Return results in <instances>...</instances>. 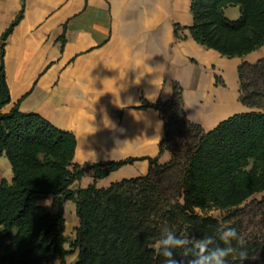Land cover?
<instances>
[{"label": "trees", "instance_id": "obj_1", "mask_svg": "<svg viewBox=\"0 0 264 264\" xmlns=\"http://www.w3.org/2000/svg\"><path fill=\"white\" fill-rule=\"evenodd\" d=\"M231 5L240 7L238 19L225 15ZM191 12L192 25H175L177 38L187 29L195 41L227 57H242L264 45V0H191ZM23 15L24 4L1 35L0 156L8 158L13 177L0 182V264H165L156 251L165 230L197 239L213 236L224 246L220 222L210 211L231 210L264 191V59L239 65L240 100L250 109L210 130L189 119L178 87L168 101L144 100L139 107L158 109L165 121L160 154L169 143L167 111L195 131V140L185 155L175 151L166 163L148 158L145 175L98 187V179L138 158L77 163L74 133L37 113L22 112L18 102L2 111L11 101L6 41ZM90 171L91 184L73 186ZM42 196L54 198L55 212L35 203ZM68 200L75 202L79 218L72 263L65 246ZM232 246L240 247L235 241ZM244 248L248 259L241 262L234 253L226 264H264V243L245 241ZM176 254L181 259L180 250Z\"/></svg>", "mask_w": 264, "mask_h": 264}, {"label": "crops", "instance_id": "obj_2", "mask_svg": "<svg viewBox=\"0 0 264 264\" xmlns=\"http://www.w3.org/2000/svg\"><path fill=\"white\" fill-rule=\"evenodd\" d=\"M23 4L6 41L11 101L2 111L18 102L22 112L74 133L77 163L138 158L98 179V187L145 175L148 158L166 156L165 121L158 109L140 108L144 100L168 101L178 87L187 116L205 130L247 111L239 65L264 59V45L227 57L187 29L177 38L176 24L193 23L191 0H0V46ZM224 13L235 20L241 9L231 5ZM10 169L0 156L2 179H12Z\"/></svg>", "mask_w": 264, "mask_h": 264}, {"label": "rangeland", "instance_id": "obj_3", "mask_svg": "<svg viewBox=\"0 0 264 264\" xmlns=\"http://www.w3.org/2000/svg\"><path fill=\"white\" fill-rule=\"evenodd\" d=\"M246 108L247 110L250 109L248 106H246ZM166 116L170 124L169 143L166 145L165 151L163 152L166 156L158 160L161 164L173 159V152L175 151L178 152V154L185 155L190 143L195 140L194 136H196L194 135L195 131H189L179 119L176 122L175 117L168 111ZM10 171L12 173L11 169ZM2 174L3 172L0 171V182L3 180L1 178ZM79 181L80 183L77 184L76 187H86L94 181V177L87 172ZM104 186L102 185V187ZM35 203L45 206L50 212H55L57 210V204L54 202L53 197H37L35 198ZM210 214L218 218L222 230L232 227L237 230L238 234L242 236L245 241H258L264 243V191L253 194L243 204L231 210L214 209L210 211ZM65 218V234L67 239L65 246L67 250H69L67 261L72 263L78 252L73 246V241L75 239L76 227L79 225V218L76 215V204L72 200H68L65 203Z\"/></svg>", "mask_w": 264, "mask_h": 264}, {"label": "clouds", "instance_id": "obj_4", "mask_svg": "<svg viewBox=\"0 0 264 264\" xmlns=\"http://www.w3.org/2000/svg\"><path fill=\"white\" fill-rule=\"evenodd\" d=\"M217 243L213 236L195 238L190 236H178L175 232L165 230L164 235L157 241L156 251L165 258V264H226V258L236 254L241 262L248 259V251L244 248L245 240L235 228L228 227L219 232ZM235 241L239 249L232 246ZM180 250L176 259V252Z\"/></svg>", "mask_w": 264, "mask_h": 264}]
</instances>
